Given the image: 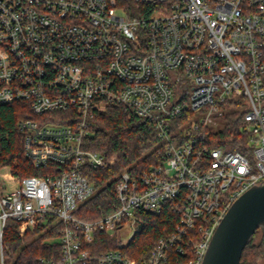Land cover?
Returning a JSON list of instances; mask_svg holds the SVG:
<instances>
[{"label": "built area", "instance_id": "2783aa9c", "mask_svg": "<svg viewBox=\"0 0 264 264\" xmlns=\"http://www.w3.org/2000/svg\"><path fill=\"white\" fill-rule=\"evenodd\" d=\"M135 1L154 6L149 17L115 0H0V105H29L35 118L18 123L25 155L52 165L45 177L10 171L11 191L0 184V264L9 219L21 235L61 225L60 257L39 264H140L125 254L138 213L166 205L178 221L144 264H203L232 204L264 183V0ZM109 106L154 125L160 163L121 172L117 208L85 220L96 193L86 174L108 164L84 141ZM232 115L238 135L223 136Z\"/></svg>", "mask_w": 264, "mask_h": 264}, {"label": "trees", "instance_id": "16d2710c", "mask_svg": "<svg viewBox=\"0 0 264 264\" xmlns=\"http://www.w3.org/2000/svg\"><path fill=\"white\" fill-rule=\"evenodd\" d=\"M129 17H149L154 6L140 5L135 0H115ZM238 117V115H237ZM35 118L29 105L25 102L0 105V169L9 168L11 173L20 179L38 176L45 177L51 168H35L24 151L25 134L18 128L19 121ZM222 132L223 136L238 135V123L234 115ZM244 139L243 136H241ZM158 133L154 125L145 119L129 116L119 106H109L95 118L92 135L84 141V147L100 153L108 164L107 169H89L86 174L94 184L95 195L84 204L79 216L92 220L109 214L118 206L115 186L119 174L125 170L135 176L160 163V157L154 152L158 144ZM226 140L217 144L227 145ZM242 150L238 142L230 146ZM141 232L126 248L125 254L137 259L140 264L150 257L153 247L161 238L174 230L178 214L166 205L160 215L139 212ZM19 222L9 219L4 231L5 264H39L40 258H59L61 244L59 242L61 225L49 232H44L45 224L28 229L23 235L19 233ZM257 235V233H256ZM253 237L244 249L240 264H260L264 260V232L259 242ZM102 249L112 246L106 235L101 238Z\"/></svg>", "mask_w": 264, "mask_h": 264}, {"label": "water", "instance_id": "95a60500", "mask_svg": "<svg viewBox=\"0 0 264 264\" xmlns=\"http://www.w3.org/2000/svg\"><path fill=\"white\" fill-rule=\"evenodd\" d=\"M259 230L264 232V183L232 204L214 233L203 264H240L244 249Z\"/></svg>", "mask_w": 264, "mask_h": 264}, {"label": "rangeland", "instance_id": "374dc122", "mask_svg": "<svg viewBox=\"0 0 264 264\" xmlns=\"http://www.w3.org/2000/svg\"><path fill=\"white\" fill-rule=\"evenodd\" d=\"M10 173V170L8 169V168H2V169H0V184L2 185V187H7V190L8 191H11V189H13V187L11 186V185H13V184H7V180H5L4 181V177H5V175L7 174H9ZM15 186H16V184H15ZM137 225V224H136ZM136 227V226H135ZM134 228L133 227H131L130 225H128V226H126L125 228H123L120 232H119V237H120V239H122V240H124V241H126V240H128V238L132 235V233H133V230ZM261 235H262V231L261 230H259L258 232H257V235H256V237H255V239H254V243H257V242H259V240H260V238H261ZM260 264H264V260L260 263Z\"/></svg>", "mask_w": 264, "mask_h": 264}]
</instances>
